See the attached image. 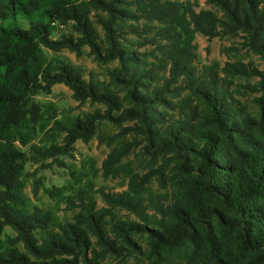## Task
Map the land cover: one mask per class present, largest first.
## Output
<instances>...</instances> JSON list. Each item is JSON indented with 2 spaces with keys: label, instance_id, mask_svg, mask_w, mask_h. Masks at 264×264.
I'll use <instances>...</instances> for the list:
<instances>
[{
  "label": "trees",
  "instance_id": "obj_1",
  "mask_svg": "<svg viewBox=\"0 0 264 264\" xmlns=\"http://www.w3.org/2000/svg\"><path fill=\"white\" fill-rule=\"evenodd\" d=\"M203 1L214 10H195L191 0H86L87 11L76 0H0V264H101L107 258L120 264L144 254L142 237L146 264H233L216 253L214 234L202 226L207 218L234 234L250 264H264V0ZM141 21L145 36L138 45L153 46V62L125 43L127 35H140ZM55 22L70 24V33L53 41ZM197 33L239 37L240 48L262 68L237 60L198 71ZM84 45L98 63H116L106 83L85 79L43 49L79 54ZM56 83L79 103L104 110L40 128L51 140L29 145L27 157L20 147L40 121L33 98ZM248 92L255 95L251 108L241 100ZM102 121L126 123L121 136L132 137L111 147L121 137L110 136L103 176L118 177L121 161L141 147L150 159L173 166L170 180L182 179L191 204L147 195L152 177L168 182L161 169L152 176L130 173L121 192L98 190L102 206L89 186L77 187L63 198L78 209L71 220L32 206L24 193L26 161L65 154L76 140L102 142ZM60 132L62 144L55 141ZM62 189L45 192L55 198ZM5 226L14 236L1 239Z\"/></svg>",
  "mask_w": 264,
  "mask_h": 264
},
{
  "label": "rangeland",
  "instance_id": "obj_2",
  "mask_svg": "<svg viewBox=\"0 0 264 264\" xmlns=\"http://www.w3.org/2000/svg\"><path fill=\"white\" fill-rule=\"evenodd\" d=\"M86 0H76L77 4L84 10L87 8L84 6ZM195 10L199 9H211L204 3L203 0H191ZM92 17L93 12L90 13ZM94 19V17H93ZM139 27L140 35L129 34L125 43L145 55L147 61L153 62V46L143 45L139 46L138 42H142L143 36H145L141 29L142 21L137 25ZM53 31L50 35V39L58 40L62 35L70 33V24H64L55 22L53 24ZM99 33H101L99 31ZM241 39L237 36H225L215 37L207 39L201 34H196L193 40L195 46V60L194 65L198 71L204 66H210L217 64L222 67L226 62L241 61L244 64L252 65L261 69V63L257 56L249 53L240 48ZM47 58L57 63L72 65L78 69L85 79L93 78L100 82L106 83L108 81V72L115 67V62L101 64L93 59L89 48L84 45L81 47L79 54L69 50L68 48H61L57 51H52L43 48ZM165 73H160V75ZM243 84L246 80H240ZM250 84L254 83V79L249 80ZM255 95L247 93L241 97V100L250 106L253 105L252 98ZM34 101L40 106V121L37 126L35 134L31 135L28 139V145L20 147L21 150L29 156V145L34 144L36 146H47L51 140L43 136L39 129H48L54 120L69 121L76 117L82 116L84 113L93 112L95 110L103 111L104 106L101 104H93L89 101L79 103L75 100L73 93L63 83L54 84L49 93L40 92L34 96ZM127 126L126 123L121 125L114 122L102 121L98 125L97 131L103 138L102 142H99L97 137H93L89 142L83 143L81 140H76L67 153L59 154L54 158L46 160H27L24 165V172H27L29 176H26L24 193L28 198L32 206H37L45 211L50 212L60 221L71 220L72 215L75 214L77 208H68L63 200L64 196L73 193L74 189L79 186H89L92 189L96 202L99 206L103 205V202L97 193L98 190L104 192L117 193L126 189L128 175L130 173H138L143 175L149 173L150 176L161 169L164 170V180H168L167 183H161L160 185L156 176L152 177L148 185L147 195L150 198L165 199L166 201L172 200L173 196L178 197L182 204H191V197L188 193V189L184 187L182 179L170 180L174 170L172 165L163 166V161L160 157L156 159H150V156L141 151V147L134 148L132 152L125 157L120 166H123V171L118 177H112L108 175L105 177L102 175L101 164L106 158L111 147L117 145L120 139L126 141H132L131 135H122L120 133L121 128ZM118 135L121 137L118 141L110 146H107V141L110 136ZM64 133L60 132L55 137L56 143L62 144V138ZM117 137V138H118ZM164 167V168H163ZM162 170V171H163ZM152 172V174L150 173ZM182 174V171H180ZM32 174V175H30ZM34 185L37 187V193L33 192ZM55 188H63L62 195L55 198H50L45 190H54ZM189 201V202H188ZM194 202L192 203V205ZM125 212L121 213V216ZM132 218V216H130ZM204 228L211 230V235L214 234V241L217 242L216 253L219 256L228 257L233 264H250L249 258L242 252L234 234L226 232L223 227L215 218H207L202 224ZM7 236H14V231L5 226L1 235V239H5ZM138 244L141 246L142 252L145 254L148 250L147 240L142 237L137 239ZM190 251V247H188ZM203 255L207 253V250L201 249ZM144 254H137L136 256L129 258L124 263L120 264H146V256ZM163 252L162 255H165ZM208 257V254L206 255ZM181 263H183L181 261ZM101 264H118L115 259H105Z\"/></svg>",
  "mask_w": 264,
  "mask_h": 264
}]
</instances>
